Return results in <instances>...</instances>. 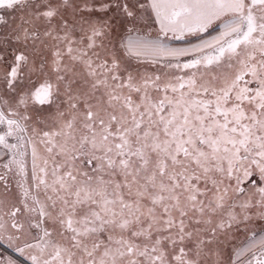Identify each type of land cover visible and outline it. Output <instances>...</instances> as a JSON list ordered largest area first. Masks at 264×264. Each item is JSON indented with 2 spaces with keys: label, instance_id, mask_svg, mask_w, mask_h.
Here are the masks:
<instances>
[{
  "label": "snow or ice",
  "instance_id": "snow-or-ice-1",
  "mask_svg": "<svg viewBox=\"0 0 264 264\" xmlns=\"http://www.w3.org/2000/svg\"><path fill=\"white\" fill-rule=\"evenodd\" d=\"M0 149L30 264H264V0H0Z\"/></svg>",
  "mask_w": 264,
  "mask_h": 264
},
{
  "label": "flooded vegetation",
  "instance_id": "flooded-vegetation-1",
  "mask_svg": "<svg viewBox=\"0 0 264 264\" xmlns=\"http://www.w3.org/2000/svg\"><path fill=\"white\" fill-rule=\"evenodd\" d=\"M145 29L151 33L156 31V33H154V34H157L158 29H159V25L153 23L150 28H145ZM218 29H219V25L217 23V24H214L211 28H209L207 32L197 33V34H186L182 39L172 38L171 33H169V36L166 39V41L169 40V42L171 44H177V43L182 44V43H190L192 41L194 42V41L199 40V39L206 40L209 38V36H211L213 34V32H215L216 30L218 31ZM169 42H168V44H169ZM169 46L173 47V48L177 47V46H173V45H169ZM185 46H187V45H185ZM187 48H189V46H187ZM149 72H152V71H149ZM178 74H182V73H178ZM10 142L14 143L15 141L10 140ZM24 150L26 152L24 159H25V169L27 172V176L25 177V179L30 182L31 181V170H32L31 145L26 146V148ZM8 158L9 157L4 154V151L2 149H0V165L7 162ZM3 171H5V170L0 168V172H3ZM19 179L20 178L17 177L15 174H9L7 177L6 183H7L8 193L10 194L9 195L10 199H16L19 197V191L20 190L17 186V181ZM4 192H5V182H0V199H3ZM4 210L6 211L7 209H4ZM241 233H243V232H241ZM241 233H238V234L241 235ZM8 259L15 260V261L19 262L20 264H30V261L25 256H21L15 250L14 247H9L6 240H0V264H6Z\"/></svg>",
  "mask_w": 264,
  "mask_h": 264
},
{
  "label": "rangeland",
  "instance_id": "rangeland-1",
  "mask_svg": "<svg viewBox=\"0 0 264 264\" xmlns=\"http://www.w3.org/2000/svg\"><path fill=\"white\" fill-rule=\"evenodd\" d=\"M145 31L146 32H149L148 30H146L145 29ZM219 32V29H218V31L216 30L215 32H213V34L211 35V36H209V38L210 37H212V36H214V35H216L217 33ZM154 33H156V31L155 32H152L151 34H152V37L154 38L155 37V35L156 34H154ZM208 38V39H209ZM203 40V39H202ZM201 39H199V40H196V41H192V42H190V43H180V44H171L170 42H169V40H165V43L169 46V45H173V46H177L176 48H187V46H189V48H191L192 46H195V45H198L201 41H202ZM168 42H169V44H168ZM185 45H187V46H185ZM181 46V47H180ZM192 58V56L190 55V56H185V57H181L180 58V62L181 63H184V62H186L187 60H189V59H191ZM163 62V61H162ZM173 62H175V61H173ZM147 71H154V70H156V69H159L160 67H161V65L160 64H156V65H150V64H145L144 66H143ZM184 71H188V70H184ZM178 74V73H177ZM243 236H244V233H241V235H239L238 234V238H243ZM15 261V260H14ZM16 262V264H20L19 262H17V261H15Z\"/></svg>",
  "mask_w": 264,
  "mask_h": 264
}]
</instances>
